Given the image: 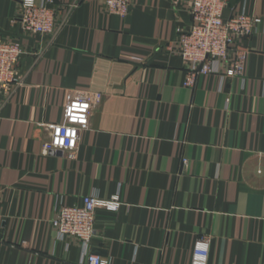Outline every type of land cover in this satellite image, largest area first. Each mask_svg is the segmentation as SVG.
Returning <instances> with one entry per match:
<instances>
[{
  "label": "crops",
  "instance_id": "crops-1",
  "mask_svg": "<svg viewBox=\"0 0 264 264\" xmlns=\"http://www.w3.org/2000/svg\"><path fill=\"white\" fill-rule=\"evenodd\" d=\"M52 1L55 32L33 35L21 0H0V37L24 48V84L0 95V264H85L50 221L89 194L120 202L95 211L103 264H191L203 236L207 264H264V0L223 11L262 18L245 77L192 88L175 52L188 0H131L125 18L101 0ZM49 122L78 128L71 154L47 148Z\"/></svg>",
  "mask_w": 264,
  "mask_h": 264
},
{
  "label": "built area",
  "instance_id": "built-area-1",
  "mask_svg": "<svg viewBox=\"0 0 264 264\" xmlns=\"http://www.w3.org/2000/svg\"><path fill=\"white\" fill-rule=\"evenodd\" d=\"M52 0L39 4L36 0H21L18 22L24 34L49 35L58 26V16ZM228 0H188L190 25L179 29L175 39V52L182 59L186 73L183 86L194 87L199 76L217 74L221 81L227 78H244L247 51L244 42L254 36L262 18L247 12L243 7L229 17L223 11ZM131 0H101L100 8L109 15L125 18L130 12ZM24 53L18 39L0 37V95L8 97L24 84V76L17 63ZM49 132L47 148L72 153L78 144L79 130L69 124L49 122L43 124ZM182 163L186 164L187 160ZM117 198L101 200L92 194L82 197L80 205L56 207L50 224L56 238L70 242L76 240L85 264H103L102 259L90 251V243L97 236L95 211L99 206L115 209ZM208 237L198 238L191 252V264H207ZM205 244L206 250L198 248Z\"/></svg>",
  "mask_w": 264,
  "mask_h": 264
},
{
  "label": "clouds",
  "instance_id": "clouds-1",
  "mask_svg": "<svg viewBox=\"0 0 264 264\" xmlns=\"http://www.w3.org/2000/svg\"><path fill=\"white\" fill-rule=\"evenodd\" d=\"M197 247L206 250L207 246L205 244H198Z\"/></svg>",
  "mask_w": 264,
  "mask_h": 264
}]
</instances>
